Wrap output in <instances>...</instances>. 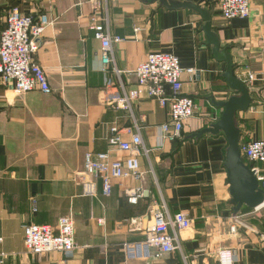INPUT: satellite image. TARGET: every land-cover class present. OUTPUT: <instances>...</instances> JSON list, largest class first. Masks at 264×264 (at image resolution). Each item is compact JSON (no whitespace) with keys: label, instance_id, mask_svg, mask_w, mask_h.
<instances>
[{"label":"crops","instance_id":"0c3cea01","mask_svg":"<svg viewBox=\"0 0 264 264\" xmlns=\"http://www.w3.org/2000/svg\"><path fill=\"white\" fill-rule=\"evenodd\" d=\"M250 4L249 18L231 21L221 17L214 0L108 4V32L121 39L113 45L114 67L121 72L116 76L113 66L102 65L100 42L88 28L92 0H0V32L11 9L34 18L46 14L52 22L34 55L51 92L16 95L12 87L0 84V264H121L126 256L130 264H218L217 251L226 247L233 252V264H264V214L247 218L258 234L228 232L229 219L251 209L234 211L223 133L197 136L220 119L223 109L216 105L235 96L223 77L226 64L213 56L198 12L167 7H198L209 17L220 48L232 58L234 75L241 79L244 71L253 74L254 80L246 84L251 104L235 115L243 143L264 140V0ZM154 52L172 54L183 71H194L183 73L181 80L196 113L184 122L182 140L174 143L158 140L159 127L169 119L166 107L142 99L132 104L130 115L103 103L112 91L108 84L116 87L120 82L127 91L134 89L131 72ZM112 127L125 142L131 140L127 131L134 134L138 128L149 151L148 158L138 157L146 180L143 185L113 181L110 196L104 197L100 182L90 179L96 195L84 197L80 181L87 153H108L114 160L127 156L109 147ZM255 167L264 176V164ZM135 187L142 188L144 197L129 205L124 192ZM153 206L169 216L183 213L192 224L176 232L180 250L142 263L135 257L136 247L144 240ZM62 216L74 222V253L27 255L24 227L55 226ZM132 223L136 231H130Z\"/></svg>","mask_w":264,"mask_h":264},{"label":"built area","instance_id":"2783aa9c","mask_svg":"<svg viewBox=\"0 0 264 264\" xmlns=\"http://www.w3.org/2000/svg\"><path fill=\"white\" fill-rule=\"evenodd\" d=\"M117 1L119 0H92L93 14L88 28L100 42L102 65L113 66L112 72L120 76L121 72L114 67L113 45L120 43L121 39L110 36L106 14L108 4ZM214 4L226 21L247 19L251 13L250 0H214ZM102 10L105 11L103 17H101ZM51 24L46 14L34 18L20 14L17 9H11L5 17L0 32V84L12 87L16 95H24L32 91H39L42 94L51 92L44 70L34 60V55L40 49L43 34ZM131 73L136 80L135 88L127 91L120 82L116 87L108 84L107 89L110 87L112 91L104 97L103 103L132 115L133 103L142 99L153 100L159 106L166 107L169 115L168 122L158 129L159 142L181 141L184 122L196 113L192 99L183 94L181 75L183 73L192 75L194 71L191 69L183 71L179 66L178 58L172 54L154 52L148 54L144 62ZM240 78L245 86L254 80L253 74L249 71L242 72ZM166 88L169 92H166ZM132 120L135 122L133 117ZM135 129L134 134L127 131L131 135V140L125 142L117 128H110L108 145L126 154L124 159L114 160L108 153H87L84 156L83 179L80 181L84 197L91 198L96 195L95 184L90 179L100 182L104 197L110 196L113 181L131 180L144 184L147 173L141 170L138 157L143 155L148 158L149 151L143 146L138 128ZM239 152L242 160L254 173L258 187L264 192V176H259L255 167L256 164H264V140L239 143ZM150 173H152L151 168ZM124 195L129 205L138 204L144 197L141 187L127 189ZM260 214H264V199L260 206L248 214L233 215L229 219V234L235 236L240 231L258 234L247 218L258 217ZM148 218L149 224L143 232L144 240L137 244L135 254L138 262L142 263L161 259L180 250L176 232L186 230L192 224L183 213L169 216L165 209L158 206H153L148 211ZM131 225L130 231H136L135 224ZM23 233L27 255L45 256L60 253L71 256L76 250L74 222L70 216L60 217L55 226L28 224L24 227ZM128 249L129 245H126V250ZM130 262L126 256L121 264H130ZM217 262L233 264L232 250L228 247L218 250Z\"/></svg>","mask_w":264,"mask_h":264},{"label":"water","instance_id":"95a60500","mask_svg":"<svg viewBox=\"0 0 264 264\" xmlns=\"http://www.w3.org/2000/svg\"><path fill=\"white\" fill-rule=\"evenodd\" d=\"M169 9L189 8L198 12L205 21L203 28L207 44L212 46V54L216 60L226 64L224 79L228 87L235 92L227 102L216 106L223 109L220 119L209 128L204 129L197 136L205 133L217 134L222 132L226 143V155L224 168L226 171L229 194L234 211L238 213L242 207L251 210L260 206L264 199V192L258 187L257 179L241 158L239 152V130L235 127V115L248 110L251 104V96L248 88L234 75L232 58L228 55L227 49H221L218 37L212 33L209 17L198 7L192 5H167Z\"/></svg>","mask_w":264,"mask_h":264}]
</instances>
